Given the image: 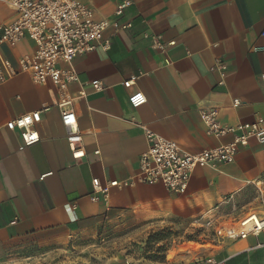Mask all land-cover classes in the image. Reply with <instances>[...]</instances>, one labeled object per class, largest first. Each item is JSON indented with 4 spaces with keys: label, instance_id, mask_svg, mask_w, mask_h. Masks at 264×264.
Here are the masks:
<instances>
[{
    "label": "crops",
    "instance_id": "1",
    "mask_svg": "<svg viewBox=\"0 0 264 264\" xmlns=\"http://www.w3.org/2000/svg\"><path fill=\"white\" fill-rule=\"evenodd\" d=\"M82 1L100 20L113 17L123 0ZM14 18L0 2V26ZM118 21L130 26L106 28L107 49L73 59L79 81L70 92L83 156H72L52 86L37 85L25 73L0 80V264H34L31 252L45 245L41 241L63 239L103 216L139 212L157 219L189 202H216L255 183L264 186V155L252 139L233 162L195 168L182 195L161 184H136L90 199L94 178L106 184L135 174L147 148L142 126L194 153L232 138L208 136L201 109L216 108L225 126L264 116V51L254 50L264 46V0H130ZM34 48L24 37L1 52L15 63ZM218 61L226 64L222 75L209 70ZM92 80L102 88L95 91ZM81 89L83 98L77 97ZM137 90L146 102L134 108L128 96ZM234 99L240 103L234 106ZM35 110L41 111L40 138L20 149L19 132L5 123ZM217 263L264 264V230L185 264Z\"/></svg>",
    "mask_w": 264,
    "mask_h": 264
},
{
    "label": "built area",
    "instance_id": "2",
    "mask_svg": "<svg viewBox=\"0 0 264 264\" xmlns=\"http://www.w3.org/2000/svg\"><path fill=\"white\" fill-rule=\"evenodd\" d=\"M0 2L15 13L12 22L0 26V80L25 73L37 85L52 86L56 95L54 104L59 111L61 123L67 130L66 138L72 156L74 158L83 156L85 152L80 144L81 134L73 107L75 97L70 92V85L79 81L73 68V59L97 48L107 49L109 41L104 37L106 28L112 26L115 29H123L130 26L129 21H118L123 8L130 4V0L119 3L113 17L100 20L95 18L93 9L82 0H0ZM260 36L264 37V26ZM24 37L34 43L35 48L30 54L19 56L15 63L3 56L2 46L13 48ZM254 50L264 51V46H255ZM225 69L226 64L222 61L209 68L210 71L221 75ZM134 78L135 76L125 80L123 85L130 86ZM260 81L264 91V72L260 75ZM90 85L95 91L102 88L99 80H92ZM85 96V91L79 90L77 97ZM128 101L136 108L146 102V95L137 90L128 96ZM239 103L238 99L233 100L234 106ZM200 117L208 136L219 138L230 134L231 140L190 153L182 150L177 142L142 126L147 148L138 157L135 174L126 179H112L106 184H101L94 178L90 199L97 201L100 195L105 197L112 187L126 188L136 184H161L168 192L182 195L195 168L233 162L238 150L246 147L252 139L260 145L261 153L264 155V116L234 126L222 125L216 108L201 109ZM40 118L41 111L35 110L5 123V128L19 132L22 141L20 149L39 140L35 125ZM95 153L98 154L99 151L96 150ZM254 186L261 196V206L264 209V190L258 183ZM263 230L264 210L263 213L250 211L238 220L227 222L221 233L222 237L234 240L258 235Z\"/></svg>",
    "mask_w": 264,
    "mask_h": 264
},
{
    "label": "rangeland",
    "instance_id": "3",
    "mask_svg": "<svg viewBox=\"0 0 264 264\" xmlns=\"http://www.w3.org/2000/svg\"><path fill=\"white\" fill-rule=\"evenodd\" d=\"M252 210H264L255 186L216 202L186 203L157 219L139 212L103 216L63 239L41 241L31 253L34 264H185L230 240L222 237L224 224Z\"/></svg>",
    "mask_w": 264,
    "mask_h": 264
}]
</instances>
